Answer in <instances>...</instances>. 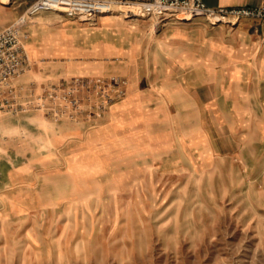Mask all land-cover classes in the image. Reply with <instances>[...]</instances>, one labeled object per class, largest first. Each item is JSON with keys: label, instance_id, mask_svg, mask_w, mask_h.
Listing matches in <instances>:
<instances>
[{"label": "rangeland", "instance_id": "1", "mask_svg": "<svg viewBox=\"0 0 264 264\" xmlns=\"http://www.w3.org/2000/svg\"><path fill=\"white\" fill-rule=\"evenodd\" d=\"M77 23L121 52L70 76L25 47L20 104L53 91L54 115L0 112V264H264V87L166 22Z\"/></svg>", "mask_w": 264, "mask_h": 264}, {"label": "crops", "instance_id": "2", "mask_svg": "<svg viewBox=\"0 0 264 264\" xmlns=\"http://www.w3.org/2000/svg\"><path fill=\"white\" fill-rule=\"evenodd\" d=\"M33 1L35 0H11L17 3V12L9 24L6 22L0 24V31L13 23ZM202 1L213 9L256 7L264 2V0ZM4 6L0 3V9ZM172 19L167 18L160 22H166L165 26L174 29L175 39H178V36L188 39L187 36L193 32L196 34L198 44L211 48V51H208L209 56L221 54L226 58L224 73L230 81V86L264 87V20H243L233 27L208 29L197 19L188 23L172 22L174 21ZM77 21L53 13H42L28 20L23 26V31L26 33L24 45L27 47L29 58L34 62L47 60L46 70H56L61 75L100 74L102 71L100 72V64H97L100 63L98 58L102 60L106 56H118L121 50L117 44L105 43L102 40L88 45L87 38L91 37L87 32L89 30ZM111 25H113L111 17H100L95 29L90 31L94 35L95 32L103 34L112 27ZM188 31L191 32L187 33ZM202 69L210 70L209 63Z\"/></svg>", "mask_w": 264, "mask_h": 264}, {"label": "built area", "instance_id": "3", "mask_svg": "<svg viewBox=\"0 0 264 264\" xmlns=\"http://www.w3.org/2000/svg\"><path fill=\"white\" fill-rule=\"evenodd\" d=\"M42 13L84 22L115 13H121L126 18H152L155 21L174 18L187 22L201 18L210 26L233 27L243 20H264V2L256 7L213 9L202 0H35L13 23L0 31V112L18 114L33 109L32 96L23 105L20 104L21 98L13 86V80L24 73L28 62L23 26ZM73 83L78 86L79 80ZM53 93L48 91L39 97L35 109L54 115V109L46 105L48 100L55 99ZM72 95H65L63 99H68L69 104L78 109L79 100Z\"/></svg>", "mask_w": 264, "mask_h": 264}]
</instances>
